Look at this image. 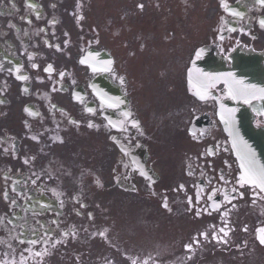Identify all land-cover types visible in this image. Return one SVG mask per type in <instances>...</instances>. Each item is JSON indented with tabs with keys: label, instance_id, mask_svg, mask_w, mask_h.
<instances>
[{
	"label": "flooded vegetation",
	"instance_id": "flooded-vegetation-1",
	"mask_svg": "<svg viewBox=\"0 0 264 264\" xmlns=\"http://www.w3.org/2000/svg\"><path fill=\"white\" fill-rule=\"evenodd\" d=\"M261 21L260 0H0V264H264V194L187 85L199 47L264 53ZM90 46L127 105L89 88Z\"/></svg>",
	"mask_w": 264,
	"mask_h": 264
},
{
	"label": "water",
	"instance_id": "water-1",
	"mask_svg": "<svg viewBox=\"0 0 264 264\" xmlns=\"http://www.w3.org/2000/svg\"><path fill=\"white\" fill-rule=\"evenodd\" d=\"M240 59L243 61L240 62L234 73L235 80L242 84L244 89H252V81L256 77L255 58L252 55H246ZM226 108L231 112L229 117L233 120L237 130L241 131L244 139L251 141L254 145V149L250 153L254 159L251 164L257 169L264 168V148L259 134L251 126V115L246 109L238 105H228ZM233 108L235 112H233Z\"/></svg>",
	"mask_w": 264,
	"mask_h": 264
},
{
	"label": "snow or ice",
	"instance_id": "snow-or-ice-1",
	"mask_svg": "<svg viewBox=\"0 0 264 264\" xmlns=\"http://www.w3.org/2000/svg\"><path fill=\"white\" fill-rule=\"evenodd\" d=\"M260 3L264 4V0H260ZM261 26L264 27V21H261ZM197 58H199V54H198ZM47 70H50V69H47ZM213 79H215V78H213ZM235 91H236L237 95H240V96H246L247 95L246 89H236ZM260 92L264 93V89H261ZM201 99H204V96H201ZM246 102H247V100H246ZM133 126H135V122H134ZM242 167L245 168V171L240 177L241 182L242 183L246 182L249 184L257 185V186H259V188L262 191H264V168L257 169L252 164L242 165ZM164 206L167 207L166 204ZM260 239H261V243H264V236H262ZM188 247L189 246H186V248H188Z\"/></svg>",
	"mask_w": 264,
	"mask_h": 264
}]
</instances>
